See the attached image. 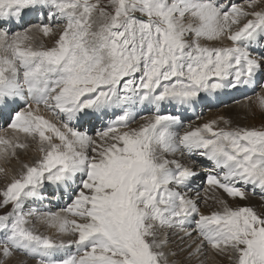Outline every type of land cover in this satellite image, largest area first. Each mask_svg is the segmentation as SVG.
Returning a JSON list of instances; mask_svg holds the SVG:
<instances>
[{
    "label": "snow or ice",
    "instance_id": "obj_1",
    "mask_svg": "<svg viewBox=\"0 0 264 264\" xmlns=\"http://www.w3.org/2000/svg\"><path fill=\"white\" fill-rule=\"evenodd\" d=\"M241 88L264 112V0H0V161L39 153L0 192V264H264V202L224 198L264 201V126L185 123Z\"/></svg>",
    "mask_w": 264,
    "mask_h": 264
},
{
    "label": "rangeland",
    "instance_id": "obj_2",
    "mask_svg": "<svg viewBox=\"0 0 264 264\" xmlns=\"http://www.w3.org/2000/svg\"><path fill=\"white\" fill-rule=\"evenodd\" d=\"M237 2L240 3H244L245 0H237ZM32 23H37L38 21H36L35 19H33L31 21ZM44 43L46 45H50L52 43V41L50 39L44 38ZM209 44L213 43V42H207ZM256 91L258 92L259 89L257 88ZM238 96V97H236ZM247 96H253L254 97V93L251 89H244L241 88L239 90H237L236 94H232L230 97L227 98H222L221 101H216L217 104H206V105H202L197 112H192V114H187V119L185 120V123H194V124H200V123H205L208 122L209 120H211V117H220L223 116L225 113H227V111L230 110H235V112L240 111L241 110V104L246 103L245 101H247L246 97ZM203 107V108H202ZM224 111V113L222 114V112ZM48 114V113H47ZM50 115V114H49ZM199 116V119L197 120L196 117ZM211 116V117H210ZM249 117V116H245V118H243L242 123H239L238 125L241 127H247L252 125L254 122V118ZM133 124L132 126L134 127ZM4 134L2 130H0V135ZM9 135H11V133L9 132ZM17 157L18 158H10L8 161H1L0 162V167H10V166H14V163H17L18 161L24 163H33L39 156L38 151L35 148V144L33 143L29 149L27 150H17ZM21 155V156H20ZM22 166V165H21ZM21 166L19 165L18 168H14L13 172H10V177L12 179V177L14 175H19L20 171L22 170ZM4 174L0 175V181L3 180L2 176L4 177ZM10 179V180H11ZM11 181L8 182L7 178L6 181H3V183L0 182V192L3 191V189L7 186L8 183H10ZM250 194V193H249ZM254 197H259V194H250ZM226 197V194L225 196ZM227 198V197H226ZM228 199V198H227ZM260 200V199H259ZM261 201V200H260ZM230 204H237L236 202L232 203L229 201ZM212 204V206L210 205ZM64 205L63 203H61L60 205H53L51 207L52 211H58L60 208H62ZM214 207H219V205L214 201V200H208L207 203H202L201 204V209L202 211L207 215L210 214L212 211L217 210ZM47 210V209H45ZM7 211H11V205L7 206L6 208H0V215H3L5 212ZM37 228L38 232H41L43 234L46 235H54L57 236V238H63V239H69L71 237L69 236H63L60 237L57 233H54L53 231H50L49 228H47V226L40 224V223H36L34 222ZM172 247H175L174 245ZM206 253L205 256H201L199 259L205 260V264H210L211 260L213 259V257H218L219 259L217 260L216 264H231V262L228 260L227 256L223 255V254H217L215 251L213 253V257L211 258V256H209L208 253H212V249H209V247L206 245ZM74 251V249H73ZM187 256V253H181L179 258L182 261V264H199V261L196 259H193L191 261H187L185 260V257ZM210 257V258H209ZM3 257L0 256V259H2ZM39 257H35V256H28L23 252H15L13 254L12 257H10L7 261H5V264H36L39 263ZM219 261V262H218ZM221 261V262H220Z\"/></svg>",
    "mask_w": 264,
    "mask_h": 264
},
{
    "label": "bare ground",
    "instance_id": "obj_3",
    "mask_svg": "<svg viewBox=\"0 0 264 264\" xmlns=\"http://www.w3.org/2000/svg\"><path fill=\"white\" fill-rule=\"evenodd\" d=\"M236 92H237V90L236 91H230V92H226V93H224L223 95H221V96H219V97H215V98H213V100H212V102L211 103H208V104H217V102L216 101H221V99L222 98H227V97H230L232 94H236ZM236 97H238V96H236ZM246 103H243V104H241V110L240 111H237V112H235V110H230V111H227V113H225L223 116H226V117H231L232 119H233V121H234V125H238L239 123H242V119L243 118H245V116H249V117H252V118H254V123L252 124V125H250V126H247V127H261V126H264V112H261L259 109H257V108H255L254 106L253 107H249L248 106V104H249V101L247 100V101H245ZM202 106V105H201ZM200 106V107H201ZM200 107H198L196 110H195V112H197V110L200 108ZM203 108V107H202ZM224 113V111L222 112V114ZM189 114H192V112H189ZM45 115H49V113L47 114V113H45ZM211 117V116H210ZM216 118H218V117H216ZM216 118H214V117H211V119H216ZM251 118V119H252ZM253 120V119H252ZM240 125V124H239ZM136 125H134V127H135ZM221 127H223L224 125L223 124H221L220 125ZM17 153H19V152H17ZM18 155V154H17ZM21 156V155H20ZM12 159V158H11ZM1 162V161H0ZM23 163L22 162H20V161H18L17 163H14V166H10V167H5V169L7 170L6 171V173H5V175H4V177L2 176V178H3V180L2 181H0L1 183H3V181H6V178H7V180H8V182L9 181H11L10 179H11V177L9 176L10 175V172H13L14 171V168H18L19 167V165L21 166ZM1 174H4V173H0V175ZM250 194H252V193H250ZM249 194V199L247 200V201H239V200H235V201H233L232 200V198H229V197H224L225 199H227L228 201H230V202H232V203H234V202H236L237 204H240V205H243L244 203H248V204H252V205H259V204H261L262 202H264V201H262L261 200V197L259 198V197H254V196H252V195H250ZM225 196V195H224ZM258 196H260V195H258ZM261 201H260V200ZM211 206H212V204H210ZM215 209H217V207H214ZM50 231H53L54 233H56L55 232V230H53V229H50ZM209 249H211L210 247H209ZM213 253H214V250L212 251V253L210 252V253H208L209 254V256H211V258L213 257ZM210 258V257H209ZM219 258L218 257H213V259H210L211 260V263L210 264H216L217 263V260H218ZM36 261H39V260H37L36 259ZM219 262V261H218ZM221 262V261H220ZM36 264H39V263H36ZM209 264V263H208ZM219 264V263H218Z\"/></svg>",
    "mask_w": 264,
    "mask_h": 264
}]
</instances>
